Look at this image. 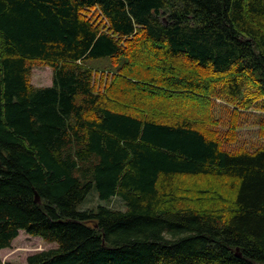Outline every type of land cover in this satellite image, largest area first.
I'll use <instances>...</instances> for the list:
<instances>
[{
	"label": "trees",
	"instance_id": "trees-1",
	"mask_svg": "<svg viewBox=\"0 0 264 264\" xmlns=\"http://www.w3.org/2000/svg\"><path fill=\"white\" fill-rule=\"evenodd\" d=\"M213 96L263 99L264 0H0V251L23 231L56 245L25 264H264V147L225 149ZM93 189L125 210H77Z\"/></svg>",
	"mask_w": 264,
	"mask_h": 264
},
{
	"label": "rangeland",
	"instance_id": "rangeland-1",
	"mask_svg": "<svg viewBox=\"0 0 264 264\" xmlns=\"http://www.w3.org/2000/svg\"><path fill=\"white\" fill-rule=\"evenodd\" d=\"M90 14L92 18H94L93 15H96L93 11ZM86 64L92 71L94 87L99 90H102L105 84H108L117 67L111 59L106 57L88 60ZM203 75H206V73H203ZM51 81L52 71L49 67L38 65L31 68L29 83L33 87H48L51 85ZM211 99L214 101V105L210 112L212 117L218 121L216 127L222 138H224L229 123L233 121V118L230 117L231 111L237 109L233 106L234 104L227 102L225 98L213 96ZM234 122L236 123L235 139L232 142L225 140L223 142L225 149L232 151L242 147L247 150H254L264 147V97L257 103L253 102L247 108L239 109ZM192 180L191 178H186L181 179V182L184 186H188V183L192 184ZM99 205L106 206L112 210H125L124 204L118 197L99 200L94 189L77 206V210L96 211ZM55 247V244L46 243L38 237H32L23 231H19L18 236L12 241L10 247L1 251L0 259L2 264H25L28 256Z\"/></svg>",
	"mask_w": 264,
	"mask_h": 264
},
{
	"label": "water",
	"instance_id": "water-1",
	"mask_svg": "<svg viewBox=\"0 0 264 264\" xmlns=\"http://www.w3.org/2000/svg\"><path fill=\"white\" fill-rule=\"evenodd\" d=\"M40 200H39V197H38V195L35 193V202H39ZM237 256H240L239 254H237Z\"/></svg>",
	"mask_w": 264,
	"mask_h": 264
},
{
	"label": "crops",
	"instance_id": "crops-1",
	"mask_svg": "<svg viewBox=\"0 0 264 264\" xmlns=\"http://www.w3.org/2000/svg\"><path fill=\"white\" fill-rule=\"evenodd\" d=\"M2 251V250H1ZM1 251H0V253H1Z\"/></svg>",
	"mask_w": 264,
	"mask_h": 264
}]
</instances>
